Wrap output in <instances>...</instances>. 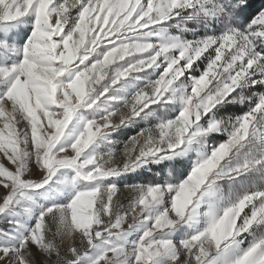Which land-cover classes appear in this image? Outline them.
Listing matches in <instances>:
<instances>
[{
    "label": "snow or ice",
    "instance_id": "6c2138e0",
    "mask_svg": "<svg viewBox=\"0 0 264 264\" xmlns=\"http://www.w3.org/2000/svg\"><path fill=\"white\" fill-rule=\"evenodd\" d=\"M30 16V31L14 30ZM190 20L205 33L169 32H195ZM159 109L115 146L113 132ZM209 138L183 179H111ZM62 170L87 186L29 225ZM0 264H264V6L0 0Z\"/></svg>",
    "mask_w": 264,
    "mask_h": 264
},
{
    "label": "rangeland",
    "instance_id": "374dc122",
    "mask_svg": "<svg viewBox=\"0 0 264 264\" xmlns=\"http://www.w3.org/2000/svg\"><path fill=\"white\" fill-rule=\"evenodd\" d=\"M26 23L20 24L18 28L14 30L19 32L21 29L31 30L33 27V20L34 17H27ZM175 21L168 22L169 24V32L171 34L182 35L188 39H194L197 36H200L205 33L206 29L203 23H197L195 20L187 21V25L189 28L196 29L195 32L192 31H185L183 29L175 27ZM246 108L245 104H231L226 105L225 110L229 113H239ZM179 110H181V106L179 103L174 105V111L170 113V116H174L178 114ZM91 112L92 110H88ZM100 114H103L102 109H97ZM167 109H159L156 116H151L147 120H137L136 123L127 126L121 127L116 132L112 133V138L116 141V147L122 148L123 144L133 135H135L140 128L145 126L153 125L157 123V116L161 112H167ZM223 114V111H222ZM85 123L84 120L80 118L79 115L74 117L73 121L70 123L69 128L66 129V136H65V143H71L72 139L74 138L73 134L78 133L79 130L82 129L83 124ZM213 141L211 138L207 141L206 144L201 145L199 142H194L187 150V152L182 156H176L172 159H164L156 162L149 163L146 167L141 168L137 172L129 173L122 175L117 178H111L116 183L123 185L124 183H134V182H142V183H149V182H163L165 180H172L175 182V179L179 177L183 179L184 176L188 174L191 170V167L194 165L196 160L200 157L203 151H206L208 146L211 145ZM177 161L180 164H177ZM30 167L32 168V172L36 173L38 170L35 166L34 159L29 161ZM63 174H57V176L53 177L52 181L49 185L45 187V189L39 190L35 194V205H33V212L29 214H24L23 219L29 225H32L36 222L39 211L42 207H47L52 203H66L68 202L74 192L76 187L84 188L87 186L88 182L79 181L77 183H73V176L74 173L71 170H62ZM30 202H22V204H28Z\"/></svg>",
    "mask_w": 264,
    "mask_h": 264
},
{
    "label": "trees",
    "instance_id": "16d2710c",
    "mask_svg": "<svg viewBox=\"0 0 264 264\" xmlns=\"http://www.w3.org/2000/svg\"><path fill=\"white\" fill-rule=\"evenodd\" d=\"M254 7L264 6V0H251Z\"/></svg>",
    "mask_w": 264,
    "mask_h": 264
}]
</instances>
